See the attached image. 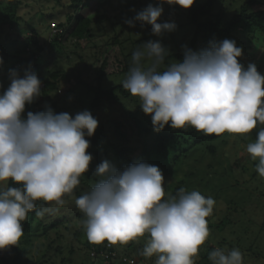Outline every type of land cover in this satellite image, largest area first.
<instances>
[{
    "label": "clouds",
    "instance_id": "1",
    "mask_svg": "<svg viewBox=\"0 0 264 264\" xmlns=\"http://www.w3.org/2000/svg\"><path fill=\"white\" fill-rule=\"evenodd\" d=\"M196 0H158L125 23L134 28L151 25L152 35L174 32L175 22L158 23L164 3L190 9ZM183 60L164 62L170 53L159 41L149 40L132 53L131 67L122 87L139 98L142 112L151 117L153 130L166 126H191L205 136L246 135L264 126V75L255 63H239L243 48L234 40L210 41L194 51L182 46ZM3 63L0 58V64ZM10 84L0 94V251L17 245L24 235L22 222L36 208V201L63 205L89 170L88 152L98 120L90 111L55 113L50 105L28 112L26 105L41 96V81L31 66L21 76L9 70ZM247 153L256 172L264 178V127L248 143ZM97 181L75 198L92 244L126 245L145 234L140 252L156 256L155 264H195L193 259L209 237L207 217L216 201L199 191L181 187L165 199L164 176L156 165L137 161L118 170L108 160L95 169ZM11 181L9 186L6 182ZM41 208L37 216L51 212ZM210 264H243V254L233 248H215Z\"/></svg>",
    "mask_w": 264,
    "mask_h": 264
},
{
    "label": "rangeland",
    "instance_id": "2",
    "mask_svg": "<svg viewBox=\"0 0 264 264\" xmlns=\"http://www.w3.org/2000/svg\"><path fill=\"white\" fill-rule=\"evenodd\" d=\"M9 1L0 0V58L3 60L0 64V94L10 84L8 73L13 66L21 76L31 66L41 82L52 74H58L56 87L37 98L36 108L44 109L45 105H50L53 110L55 107L72 117L78 112L89 111L94 99V94L85 84H97L95 69L98 65L95 61L99 56L98 47L107 45L113 57L131 67L132 53L138 45L149 40L159 41L170 55H183L182 46L191 48L194 37V28L182 26L187 19L178 5H162L163 14L158 23L175 22L177 28L157 37L152 35L151 25L141 27L137 23L130 28L125 19L133 18L149 4L158 6V0H99L109 19L94 27L93 36L83 42L73 40L62 47L53 46L50 45L52 41L56 39L59 42L64 36V31L58 30L57 25L67 24L68 15L73 12L70 0H19L21 5L15 17L5 20ZM133 1L135 5L130 4ZM229 1L220 2L221 9H216L215 14L223 11L232 17L233 6L237 2L240 5L242 0H233L236 3H232L233 6ZM112 22L116 23L115 27ZM115 35H119L120 47L111 44ZM35 36L42 51L30 45V38ZM252 36L251 31L242 28L233 40L238 47L245 49ZM257 42L260 48H249L250 54L246 53L241 59L247 68L249 63H254L253 56L257 60L259 58L257 70L264 75V40ZM206 47L199 40L196 51ZM78 54L84 59L81 60ZM113 60L109 66L111 73H114ZM175 61L178 60L170 63ZM17 62L20 64L17 65ZM163 67H166L165 63ZM127 74L123 77L120 74L110 75L103 81V88L112 89L122 84ZM69 90L73 91L71 97L66 96ZM126 104L132 111L140 110L139 98L129 99ZM27 113L25 110L24 118ZM101 115L106 119L114 117L109 108ZM142 119L150 121L144 113ZM259 127L264 126L258 125L246 135L221 134L210 143L191 149L179 163H167L161 168L164 172L165 199L174 196L183 187L188 192L199 191L206 198L210 196L216 201L212 215L206 218L210 234L193 258L195 264H210L208 253L217 247L239 249L243 254V264H264V178L255 170L258 160L254 161L246 151L248 143L256 139ZM210 146L215 147V153L209 150ZM82 180L86 181L85 174ZM75 198L73 192L63 197V205H56L55 202L48 204L45 208L53 210L34 219L31 227L23 231L24 235L17 245L8 249L13 253L8 264H155L156 256L145 258L140 255L149 238L147 234L126 245H109L106 241L101 244L105 250L100 256L92 252L85 233L84 216L75 206ZM111 248L114 249L112 254L109 251ZM3 257L4 254L0 253V264H3Z\"/></svg>",
    "mask_w": 264,
    "mask_h": 264
},
{
    "label": "trees",
    "instance_id": "3",
    "mask_svg": "<svg viewBox=\"0 0 264 264\" xmlns=\"http://www.w3.org/2000/svg\"><path fill=\"white\" fill-rule=\"evenodd\" d=\"M227 1L196 0L190 9L181 10L185 13L187 19V23L182 26L194 28V37L191 41L192 50L196 51L199 40H202L204 46H208L209 42L213 40L217 42L224 39L233 40L240 34L242 28L251 31L253 34L249 45L243 49L242 56L246 53L250 54L249 48L254 50L260 48L257 41L264 40V0H242L240 5H238V2L236 4L233 3V0H230L231 6L236 4V6H233L235 11L232 17L223 11L215 14L216 9L220 8L219 3ZM130 4L135 5L136 3L133 1ZM20 5L19 0H10L4 13L5 20L13 19ZM70 6L73 12L68 15V23L57 25L58 30L64 31L63 38L59 42L55 39L50 45L62 47L67 41H86L93 36L95 26L109 19L103 4L99 0H70ZM112 25L115 27L116 23L112 22ZM37 39L36 36L30 38V45L38 47L39 51H42ZM111 44L119 47L122 45L119 42V35H115ZM236 45L238 46L237 43ZM97 49L99 50V56L96 57L95 61L98 65L95 69L97 84L92 86L86 83L85 85L94 94L89 111L98 120V127L94 135L88 138L90 142L88 152L93 159L89 165V170L85 173L86 181L83 182L81 177L80 185L73 191L76 198L86 192L88 188H91L92 184L97 181L98 177L95 175V169L104 160L111 162L118 170H123L126 166L137 161L156 165L161 170L167 163H179L196 146L210 143L218 137L216 135L205 136L204 133L197 132L191 126H186L184 129H172L166 126L163 131L155 132L150 116V121L145 122L142 119L143 112L141 109L135 112L129 109L126 104L127 100H134L138 97L131 96L122 87V84L112 89L103 88L102 83L106 78L112 74H120L123 77L129 72L130 66L124 65L118 58L113 57L107 45ZM78 56L81 60L84 59L81 54H78ZM242 56L239 58V63L244 65L245 63L241 59ZM253 57L258 69L260 59L258 58V61L255 56ZM113 58L115 60H113L114 73H111L109 66ZM173 60L182 61L183 55L179 53L169 55L164 63L167 66ZM19 64L20 62H17V65ZM14 67L12 70H14ZM162 70L163 68H161ZM85 71L87 72L88 69H85ZM58 76V74H52L48 79L41 82L42 95H45L49 89L56 87L55 81ZM72 94L73 91L69 90L66 96L71 97ZM37 100L36 98L32 104L26 105L25 110L33 113L42 111L43 109L36 108ZM108 108L112 110L114 117L106 119L101 113ZM54 112L61 113L55 107ZM223 134H227V132ZM209 150L215 153V147L210 146ZM8 185L16 186L11 181H8ZM35 204L36 208L22 222L23 231L28 230L32 225V221L39 218L36 211L48 206V203L44 201H36ZM88 244H90L89 241ZM91 249L97 256L103 254L105 250L101 244L92 243ZM109 251L111 254L114 253L112 248ZM0 253L4 254L3 264H8L13 253L8 249L0 251Z\"/></svg>",
    "mask_w": 264,
    "mask_h": 264
}]
</instances>
